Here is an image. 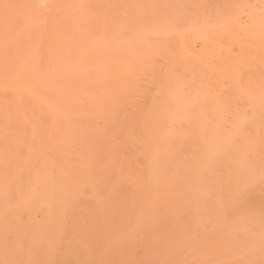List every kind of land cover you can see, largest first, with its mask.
<instances>
[{"label": "bare ground", "instance_id": "1", "mask_svg": "<svg viewBox=\"0 0 264 264\" xmlns=\"http://www.w3.org/2000/svg\"><path fill=\"white\" fill-rule=\"evenodd\" d=\"M0 264H264V0H0Z\"/></svg>", "mask_w": 264, "mask_h": 264}]
</instances>
